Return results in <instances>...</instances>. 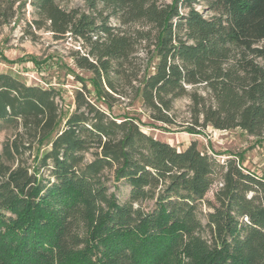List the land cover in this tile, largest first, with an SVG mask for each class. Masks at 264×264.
I'll return each instance as SVG.
<instances>
[{
	"label": "trees",
	"instance_id": "16d2710c",
	"mask_svg": "<svg viewBox=\"0 0 264 264\" xmlns=\"http://www.w3.org/2000/svg\"><path fill=\"white\" fill-rule=\"evenodd\" d=\"M63 1L0 0V26L80 45L101 103L79 78L65 114L59 90L0 73V124L17 129L0 150V264H264V177L111 113L134 94L156 123L264 138V0Z\"/></svg>",
	"mask_w": 264,
	"mask_h": 264
},
{
	"label": "rangeland",
	"instance_id": "374dc122",
	"mask_svg": "<svg viewBox=\"0 0 264 264\" xmlns=\"http://www.w3.org/2000/svg\"><path fill=\"white\" fill-rule=\"evenodd\" d=\"M162 1L171 3L172 0ZM62 5L68 9L85 10L87 7L86 0H64ZM197 8L203 10V3ZM39 36L36 41L24 37L22 23L0 26V73L12 74L28 85L59 90L61 94L59 103L65 114L74 109L75 93L82 87L79 78L86 81L92 94L91 98L94 102H98L97 92L91 83L92 74L79 70L74 65L72 53L79 50L80 45L71 39L55 41L47 32H41ZM262 64L264 65V62ZM115 98V107L111 113L115 116L135 118L145 133L170 143L179 150H184L191 142L196 141L201 151L221 161L228 157H235L246 170L264 177V138L250 136L241 129L220 131L211 127L204 134H191L181 125H163L152 121L141 100L134 94L126 98ZM102 107L108 111L105 106ZM175 112L178 124L187 122L189 100H178L175 103ZM16 130L13 124H0V150L2 152L5 146L14 140ZM46 148L48 147L38 148L36 146L33 153L28 152L25 155L27 165L33 164L34 158L42 154ZM11 165L14 166V164ZM214 191L215 189L208 193V199H213ZM128 193L129 188L122 186L118 197L124 201ZM207 212L208 208L202 205L199 217L203 223L206 222Z\"/></svg>",
	"mask_w": 264,
	"mask_h": 264
}]
</instances>
